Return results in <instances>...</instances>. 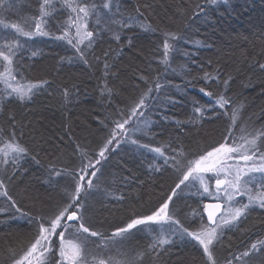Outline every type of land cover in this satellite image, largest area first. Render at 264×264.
I'll use <instances>...</instances> for the list:
<instances>
[{
	"label": "trees",
	"instance_id": "trees-1",
	"mask_svg": "<svg viewBox=\"0 0 264 264\" xmlns=\"http://www.w3.org/2000/svg\"><path fill=\"white\" fill-rule=\"evenodd\" d=\"M88 2L97 4L103 19L99 26L95 17L89 20L88 30L95 35L92 46L85 48L86 61L66 40L18 37L24 46L14 57L16 81L40 87L23 101L15 95H0V138L14 134L28 149L17 164L0 170L5 185L0 191L7 190L11 197L0 195V264H12L24 254L37 231L35 217L47 221L66 203V192L74 191V181L65 170L78 173L82 160H100L96 167L101 173L93 183L99 200L87 206L83 215L92 230L106 237L157 207L178 183L182 172L172 166V160L166 165L151 148L166 146L163 150L169 157L177 149L187 159L195 158L223 141L230 123L224 112L231 113L232 106L239 109V123L249 131L264 128V69L260 68L264 64V0H217L215 4L210 0H111V13L103 9L104 0ZM38 7L39 0H4L0 19L21 26L28 22L34 28L31 18L38 15ZM56 7L60 9L59 0ZM53 15L49 28L59 35L62 30L57 23L66 24L68 12ZM112 18L128 26L108 23L106 28ZM74 30L70 29V35ZM166 33L176 37L169 38L167 63L163 62ZM16 38L14 29L0 25V44ZM205 73L216 79L206 81ZM157 82L160 91L150 93L138 110L143 115L129 121L132 125L142 118L138 143L127 148L129 143L114 141L105 158L99 157L115 122L131 115L148 86L154 88ZM201 88L214 96H206ZM220 93L232 101L226 110L216 105L214 97ZM197 107L203 116L195 112ZM179 159L186 163L184 157ZM211 200L192 187L174 196L170 208L184 227L196 230L201 218L193 212L203 213L204 203ZM243 200L247 202L246 197ZM153 228L151 233L144 227L131 231L123 250L129 256L147 251L159 235V227ZM257 240H264V209L253 207L223 230L214 247L216 264L228 260L264 264V250L234 259ZM171 241L148 252L142 264H208L191 237Z\"/></svg>",
	"mask_w": 264,
	"mask_h": 264
},
{
	"label": "snow or ice",
	"instance_id": "snow-or-ice-1",
	"mask_svg": "<svg viewBox=\"0 0 264 264\" xmlns=\"http://www.w3.org/2000/svg\"><path fill=\"white\" fill-rule=\"evenodd\" d=\"M3 2L4 0H0V4ZM210 2L215 4L217 0H210ZM56 4L57 0H39L38 15L31 18L34 28L28 22L21 26L17 23H5L3 19H0V25L5 29H14L17 36L14 40L6 39L0 44V62H2L0 66L3 67V71H0V83L4 85V88L0 90V95H15L23 101L31 97L34 89L40 87L38 84L22 86L13 83L16 80L13 74L14 57L17 51L24 46L18 38L20 36L29 40L34 36L51 37L56 41L66 40L81 59L87 60L85 48L92 46L95 35L94 31L88 30L89 20L95 17L96 25L101 24L103 17L99 7L96 3L88 2V0H59L60 9L56 7ZM102 7L111 13V0H104ZM61 10H67L68 16L66 24L57 23V28L62 30L61 34L57 35L49 28V18L54 19L53 14ZM199 10L200 12L204 11L203 8ZM108 23L119 24L122 27L128 26L122 19H110L105 23L106 28ZM70 29H75L74 35H70ZM165 36L163 62L167 63L168 53L171 49L169 38L174 40L176 37L170 33H166ZM115 38L119 40V35H116ZM35 55L36 53L33 52V56ZM260 68L264 69V64H261ZM212 79H216V77L205 73L206 81ZM145 82L147 83V81ZM224 83L227 85L228 81L226 80ZM160 89L161 84L158 82L154 88L148 86L139 102L131 108V115L122 121L115 122L111 138L100 148L99 157L105 158L109 145L114 141L120 142L117 137H128L130 129L125 126L133 117L143 115V112L138 110L143 109L150 93L159 92ZM200 91L206 96H214L211 91H205L204 88H201ZM214 98L220 109L226 110L232 105L231 99L224 93L215 95ZM195 112L203 116L201 108L197 107ZM224 115L228 117L230 123L223 141L217 145L209 146L208 150L193 159H187L184 152L177 149H173L176 155L169 157L163 150L166 146L150 149L159 158H163L166 165L169 160H172V166L176 167L178 172H182V178L172 189V194L167 199H164L157 207L149 209L147 214L131 218L126 226L116 228L111 236L105 237L102 233L92 230L86 224L82 211L84 204L81 200V193L86 190L83 182L90 170L92 177L97 176L99 169L96 165L100 164V160L96 159L95 162L91 158L82 160L78 173L65 170L64 174L70 175L75 182L74 191L66 192V203L58 208L47 221L39 216L34 218L38 222L36 234L24 254L18 259H13L12 264H48L49 257L57 255L59 258L55 264H142L143 258L148 252H156L159 248L171 243L170 237L172 236L178 237L180 240H184L185 236L191 237L202 248L208 264H216L214 247L223 230L234 226L253 207L264 209V128L252 132L248 130L247 125H241L239 109L235 106H232L231 113L225 111ZM237 129L239 130L238 136L236 135ZM139 130V128L135 129V131ZM131 143L137 144L138 141L132 140ZM140 147L148 148V145H140ZM27 152L28 149L16 141L14 134L9 138H0V170H3V167L9 163L17 164L18 160ZM180 157H184L186 163L179 159ZM155 170L159 171L160 169L156 167ZM56 175L60 176L62 173L56 172ZM213 179L215 181L214 190L210 183ZM186 182L193 187H196L198 182L197 192L202 196L212 197L215 201L204 203L203 213L193 212L194 216L199 215L201 218V223L196 230L184 227L175 218V214L170 208L173 197L176 195V189L185 185ZM93 186V181L89 179L87 190H91ZM0 189H5L3 181H0ZM0 195L11 199L7 190L0 191ZM244 197L247 202H244ZM13 206L15 205L13 204ZM17 210L19 211V209ZM204 214L207 216V222H204ZM138 226H143L150 233L155 231L153 226H159V235L147 246V251H137L129 256L123 250L124 241L131 234V230L137 229ZM73 227H75V232L69 234L68 230ZM56 236L59 237L58 248L54 239ZM90 238H99V242L90 240ZM91 244H95V249L90 248ZM113 250H115V255L112 254ZM262 250H264V240H257L251 244L249 250L234 259L239 261ZM105 253L108 254L105 255ZM226 264H233V261L228 260Z\"/></svg>",
	"mask_w": 264,
	"mask_h": 264
},
{
	"label": "rangeland",
	"instance_id": "rangeland-1",
	"mask_svg": "<svg viewBox=\"0 0 264 264\" xmlns=\"http://www.w3.org/2000/svg\"><path fill=\"white\" fill-rule=\"evenodd\" d=\"M74 33H75V30L73 31ZM73 33V34H74ZM13 83L14 84H19V85H22V86H28V85H30V84H22V83H20V82H17L16 80L15 81H13ZM136 119V118H135ZM134 119V120H135ZM142 118L141 119H137L136 121H135V124L133 123L132 125L130 124V122H129V124L128 125H126L125 127L126 128H129L130 129V132H129V135H128V137H126V138H120V137H117V139H119V141H124L125 143H129L130 145H128V147L127 148H131L132 147V144L133 143H131V141L132 140H138L139 139V137H141L142 136V132H143V127H142ZM137 128H139L140 130L139 131H135V129H137ZM141 135V136H140ZM117 144V143H116ZM116 144H115V146H116ZM124 148V147H123ZM1 173V175L3 174V172H0ZM101 173V171L99 170L98 172H97V176H99V174ZM81 175H82V173H80ZM210 175V174H209ZM77 178H78V176H77ZM182 178V174H181V176H180V179ZM89 179H91L92 181H93V183H94V181H95V177H92L91 176V172L88 174V176L86 177V179H85V181L83 182L84 183V186H85V191H83L82 193H84L83 195H84V197L83 198H85L84 199V209L82 210L83 212L85 211V210H87V206H89L90 204H92V203H95V202H97L99 199V197H98V195H99V192L96 190V189H94V188H92L91 190H87V181L89 180ZM179 179V180H180ZM98 181H99V179H98ZM178 183H179V181H178ZM210 183H211V185H212V187H213V190H214V188H215V181H214V179L213 180H211L210 181ZM73 185H74V187H75V182L73 183ZM193 186L190 184V183H188V182H186V184L185 185H181V187L179 188V189H176V193H179L180 192V190H184V192H186V191H188V190H190L191 188H192ZM194 188H199V183L197 182L196 183V187H194ZM82 193H81V195H82ZM208 197V196H207ZM209 199H212V200H214L212 197H208ZM238 199H239V197H238ZM211 200V201H212ZM212 202H215V201H212ZM51 215V214H50ZM127 224V223H126ZM126 224L124 225V226H126ZM124 226H122V227H124ZM139 227H143V226H138L137 228H139ZM159 227V226H158ZM133 230H135V229H133ZM133 230H131V231H133ZM68 232H69V234H71V233H74L75 232V227H73V228H71V229H69L68 230ZM113 232V231H112ZM112 232H111V234H112ZM111 234L109 235V236H111ZM107 237V236H106ZM174 238H176L175 236H172V237H170V239H174ZM54 239L56 240V247L58 248V246H59V237L58 236H56V237H54ZM90 240H94V241H97V242H99V238H90ZM90 248H92V249H95V244H91L90 245ZM108 253H105V255H107ZM112 254L113 255H115L116 253H115V250H113V252H112ZM59 257H58V255L57 256H50L49 257V259H48V264H55V261L58 259Z\"/></svg>",
	"mask_w": 264,
	"mask_h": 264
},
{
	"label": "water",
	"instance_id": "water-1",
	"mask_svg": "<svg viewBox=\"0 0 264 264\" xmlns=\"http://www.w3.org/2000/svg\"><path fill=\"white\" fill-rule=\"evenodd\" d=\"M211 201H207V202H205V203H210ZM203 212H204V209H203ZM204 216H205V219H206V221H207V216H206V214H204ZM71 223V222H70Z\"/></svg>",
	"mask_w": 264,
	"mask_h": 264
},
{
	"label": "bare ground",
	"instance_id": "bare-ground-1",
	"mask_svg": "<svg viewBox=\"0 0 264 264\" xmlns=\"http://www.w3.org/2000/svg\"><path fill=\"white\" fill-rule=\"evenodd\" d=\"M180 191L182 192V191H184V190L182 189V190H180ZM171 194H172V193H171ZM171 194H170V195H171ZM177 194H178V193H176V195H177ZM176 195H175V196H176Z\"/></svg>",
	"mask_w": 264,
	"mask_h": 264
}]
</instances>
